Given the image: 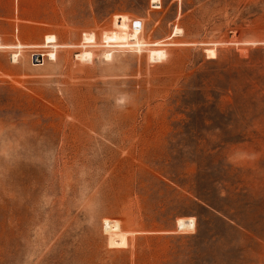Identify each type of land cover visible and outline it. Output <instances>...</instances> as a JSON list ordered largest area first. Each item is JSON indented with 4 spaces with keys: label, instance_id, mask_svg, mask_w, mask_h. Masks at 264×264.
Returning <instances> with one entry per match:
<instances>
[{
    "label": "rangeland",
    "instance_id": "374dc122",
    "mask_svg": "<svg viewBox=\"0 0 264 264\" xmlns=\"http://www.w3.org/2000/svg\"><path fill=\"white\" fill-rule=\"evenodd\" d=\"M0 43V264H264V0H0Z\"/></svg>",
    "mask_w": 264,
    "mask_h": 264
},
{
    "label": "bare ground",
    "instance_id": "6f19581e",
    "mask_svg": "<svg viewBox=\"0 0 264 264\" xmlns=\"http://www.w3.org/2000/svg\"><path fill=\"white\" fill-rule=\"evenodd\" d=\"M134 26V25H133ZM141 26L140 27H137V28H134L133 30H132V32L130 33V35H129V40H131V42H133V43H135L136 45H138V46H142V43L139 41V32L141 31ZM176 32V31H175ZM178 33V32H177ZM176 33V34H177ZM57 43V39H56V36L55 35H48V36H46V43L43 45L45 48H49V47H51L53 50L52 51H49L48 52V54H47V56H49L51 59H55L56 58V49L58 48V45L56 44ZM1 44V43H0ZM17 48H21L22 46L21 45H19V46H16ZM158 55H160V56H163V57H165L166 56V52L164 51V50H161V49H159L158 50ZM213 53H214V51H213ZM40 56H43L42 54H39ZM111 55V54H110ZM83 57L84 56V51H82V52H79L78 54H77V57ZM162 57V58H163ZM212 57H215V54L212 56ZM13 58H14V60H16L17 59V54H14L13 55ZM84 58V57H83ZM41 62H43V59L42 60H40V62L39 63H41Z\"/></svg>",
    "mask_w": 264,
    "mask_h": 264
},
{
    "label": "water",
    "instance_id": "95a60500",
    "mask_svg": "<svg viewBox=\"0 0 264 264\" xmlns=\"http://www.w3.org/2000/svg\"><path fill=\"white\" fill-rule=\"evenodd\" d=\"M34 60L39 63L40 60H42V56H40L39 54L34 58Z\"/></svg>",
    "mask_w": 264,
    "mask_h": 264
},
{
    "label": "built area",
    "instance_id": "2783aa9c",
    "mask_svg": "<svg viewBox=\"0 0 264 264\" xmlns=\"http://www.w3.org/2000/svg\"><path fill=\"white\" fill-rule=\"evenodd\" d=\"M139 25V26H138ZM141 26V23H140V21H136L135 23H134V28H136V27H140ZM37 55H35L34 56V58L36 57Z\"/></svg>",
    "mask_w": 264,
    "mask_h": 264
}]
</instances>
